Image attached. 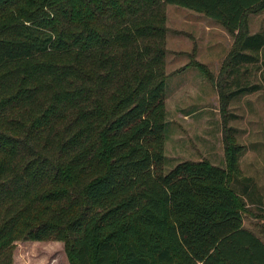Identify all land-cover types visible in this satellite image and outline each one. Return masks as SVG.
<instances>
[{
    "label": "trees",
    "instance_id": "1",
    "mask_svg": "<svg viewBox=\"0 0 264 264\" xmlns=\"http://www.w3.org/2000/svg\"><path fill=\"white\" fill-rule=\"evenodd\" d=\"M165 4L230 32L264 9L0 0V264H12L18 240L63 241L74 264H264V241L243 226L256 186L240 176L241 145L226 146V169L181 161L164 171ZM261 56L264 67V30L240 37L226 98L258 90L240 85L239 68Z\"/></svg>",
    "mask_w": 264,
    "mask_h": 264
},
{
    "label": "rangeland",
    "instance_id": "2",
    "mask_svg": "<svg viewBox=\"0 0 264 264\" xmlns=\"http://www.w3.org/2000/svg\"><path fill=\"white\" fill-rule=\"evenodd\" d=\"M163 12L167 29L164 171L181 161H203L226 169L225 149L232 141L242 147L240 176L251 177L255 186H264L262 56L256 63L239 68L240 85H258V90L225 97L236 89L234 75L229 74L230 55L244 34L264 30V9L249 11L235 32L179 6L165 4ZM231 187L239 193L240 185ZM251 198L243 201V226L264 241V200L259 202L256 195ZM12 264L74 263L63 241L18 240Z\"/></svg>",
    "mask_w": 264,
    "mask_h": 264
},
{
    "label": "crops",
    "instance_id": "3",
    "mask_svg": "<svg viewBox=\"0 0 264 264\" xmlns=\"http://www.w3.org/2000/svg\"><path fill=\"white\" fill-rule=\"evenodd\" d=\"M262 185V184H261ZM260 187L258 185H256V191H259L258 194L256 193V197L260 200L263 201L264 200V186L262 185ZM263 197V198H262Z\"/></svg>",
    "mask_w": 264,
    "mask_h": 264
}]
</instances>
